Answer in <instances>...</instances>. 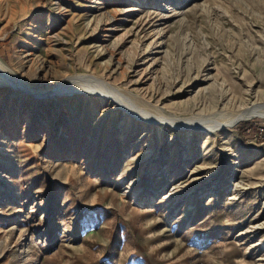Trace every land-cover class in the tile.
Wrapping results in <instances>:
<instances>
[{"label": "rangeland", "instance_id": "1", "mask_svg": "<svg viewBox=\"0 0 264 264\" xmlns=\"http://www.w3.org/2000/svg\"><path fill=\"white\" fill-rule=\"evenodd\" d=\"M0 61V264H264V114L178 125L264 107V0H0Z\"/></svg>", "mask_w": 264, "mask_h": 264}, {"label": "bare ground", "instance_id": "2", "mask_svg": "<svg viewBox=\"0 0 264 264\" xmlns=\"http://www.w3.org/2000/svg\"><path fill=\"white\" fill-rule=\"evenodd\" d=\"M0 73L2 74L1 76H5L6 78V81H4V83L12 87H18V86L26 87L24 86V81H22L12 71H10L1 61H0ZM81 88L85 89L84 86L80 87V89ZM261 114L262 115L264 114L263 106H256L255 108H248V109L229 111V112L219 110L217 116H214V118H210L208 121L203 122L204 120L193 118V119H187L186 121H181V123H179L178 125H181L183 127L187 126L189 130H192L191 132L205 131V130H211L215 128L217 129L219 127L226 126L231 122L244 121L254 115H261Z\"/></svg>", "mask_w": 264, "mask_h": 264}]
</instances>
